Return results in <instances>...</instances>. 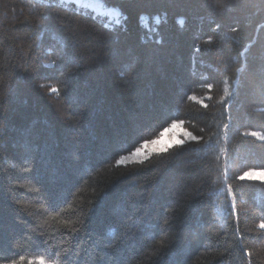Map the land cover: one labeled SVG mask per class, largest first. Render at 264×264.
Masks as SVG:
<instances>
[{"label":"trees","instance_id":"obj_1","mask_svg":"<svg viewBox=\"0 0 264 264\" xmlns=\"http://www.w3.org/2000/svg\"><path fill=\"white\" fill-rule=\"evenodd\" d=\"M100 1L0 0V264H264V0Z\"/></svg>","mask_w":264,"mask_h":264},{"label":"rangeland","instance_id":"obj_2","mask_svg":"<svg viewBox=\"0 0 264 264\" xmlns=\"http://www.w3.org/2000/svg\"><path fill=\"white\" fill-rule=\"evenodd\" d=\"M69 1L75 2V3L79 4V5L81 4L83 6H87L90 9L97 11L99 14H105V15L109 16V18H112V17L116 18V16L118 15L117 11L109 10V8L105 7L104 4L100 0H69ZM156 21H158V18H156ZM144 22L147 24V18L145 19ZM175 123H176L175 127L172 126L173 125V123H172L167 128V129H169V131L165 132L164 136L161 137V139L165 140V141H168V142H171V141H174V140H183L184 142L192 140L191 137L195 136V135L185 128L184 122L180 121V120H177V121H175ZM244 133L245 134H249V135H252V133H256V135H252V136H254L256 138H259V139H262L261 137H264V133L263 132H259V131L246 130V131H244ZM189 134H191V135H189ZM262 140H264V139H262ZM149 147H151V146H149ZM141 152H142V155L140 157H131L130 156L131 152L126 153L124 155H121V156H128L129 158L124 160L123 163H119V164H125V163L142 161V160L146 159L151 153H153L155 151H150L149 149L141 148ZM120 157L118 158V161H119ZM261 171H264V169H249V170H246V171H244L242 173V176H244L245 172H253V173H256V175L251 176V177H244L243 179H253V180L264 181V180H261L259 178V173Z\"/></svg>","mask_w":264,"mask_h":264},{"label":"snow or ice","instance_id":"obj_3","mask_svg":"<svg viewBox=\"0 0 264 264\" xmlns=\"http://www.w3.org/2000/svg\"><path fill=\"white\" fill-rule=\"evenodd\" d=\"M172 126L173 127L176 126L175 121L173 122ZM167 131H169V129L165 128L164 131L160 132L159 136H157L155 139H143V138H141L142 139L141 146L135 147V150L131 151L130 156L131 157H140L142 155L141 148L149 149L150 151H155L161 155H164V154L168 153L170 148L173 146H175L177 148L182 147L184 144L183 140H174V141L168 142V141L161 139V137H163L165 132H167ZM189 135H191V134H189ZM252 135H256V133H252ZM191 138H192V140L198 139L195 136H192ZM261 138L264 139V137H261ZM149 146H151V147H149ZM128 158H129L128 156H121L118 163H123V161L128 159ZM254 175H256V173L245 172L244 176H242L241 179H243L244 177H251ZM259 178L261 180H264V171H261L259 173ZM260 227L264 228V222L261 223ZM0 259H2V258H0ZM13 264H15V262H13Z\"/></svg>","mask_w":264,"mask_h":264}]
</instances>
